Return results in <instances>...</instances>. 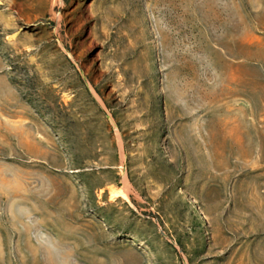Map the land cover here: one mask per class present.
I'll list each match as a JSON object with an SVG mask.
<instances>
[{
  "label": "rangeland",
  "instance_id": "374dc122",
  "mask_svg": "<svg viewBox=\"0 0 264 264\" xmlns=\"http://www.w3.org/2000/svg\"><path fill=\"white\" fill-rule=\"evenodd\" d=\"M0 264H264V0H0Z\"/></svg>",
  "mask_w": 264,
  "mask_h": 264
},
{
  "label": "bare ground",
  "instance_id": "6f19581e",
  "mask_svg": "<svg viewBox=\"0 0 264 264\" xmlns=\"http://www.w3.org/2000/svg\"><path fill=\"white\" fill-rule=\"evenodd\" d=\"M129 185H128V183H125V187L127 188Z\"/></svg>",
  "mask_w": 264,
  "mask_h": 264
}]
</instances>
